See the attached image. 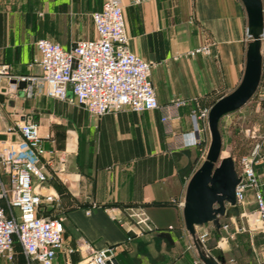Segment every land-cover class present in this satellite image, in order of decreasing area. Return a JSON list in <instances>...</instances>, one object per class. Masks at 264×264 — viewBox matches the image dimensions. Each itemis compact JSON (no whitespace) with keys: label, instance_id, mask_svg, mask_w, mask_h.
<instances>
[{"label":"crops","instance_id":"1","mask_svg":"<svg viewBox=\"0 0 264 264\" xmlns=\"http://www.w3.org/2000/svg\"><path fill=\"white\" fill-rule=\"evenodd\" d=\"M104 1L0 0V63L10 64L15 75L39 73L37 40L47 37L71 49L79 39L95 38L92 13ZM122 3L130 48L152 63L160 105L185 102L174 132L167 131L162 109L98 116L68 100L27 96L24 88L3 80L0 133L14 121L32 118L45 137L44 160L53 168L40 192L59 195L47 209L64 217L58 264H85L84 240L99 249L114 246L118 260L121 255L139 258L128 264H196L182 203L210 135L201 121L203 139L196 140L191 113L210 107L242 80L251 41L247 12L241 0ZM236 112L229 113L232 124ZM230 137L233 147L235 136ZM258 168L264 195V164ZM247 199L252 200L250 193ZM249 212L221 218L220 227L198 228L208 232L206 246L223 264H259L264 256L254 211ZM131 213L147 220L142 234L128 239L127 226L137 227ZM122 217L124 226L118 221ZM16 264H27L23 253L16 254Z\"/></svg>","mask_w":264,"mask_h":264},{"label":"built area","instance_id":"2","mask_svg":"<svg viewBox=\"0 0 264 264\" xmlns=\"http://www.w3.org/2000/svg\"><path fill=\"white\" fill-rule=\"evenodd\" d=\"M92 19L97 33L95 38L79 39L71 49H64L50 38H40L36 42L38 55L34 59L40 72L15 75L11 65L3 62L0 63V82L24 81L27 96L41 94L68 100L98 116L123 109H162L167 131L173 133V123L179 118L178 109L185 102L160 105L151 80L152 63L130 48L122 0H105L100 10L92 13ZM262 49L264 51L263 37ZM209 110L210 107L195 108L191 113L197 141L203 139L199 122L208 128ZM44 141L38 123L32 118L14 121L0 133V256L10 264H16L15 237L27 264H58L57 253L64 246V217L47 209L59 195L40 192V184L46 182L49 167L53 168L50 160H44L47 153ZM262 148L264 153V138ZM257 151L240 158L242 180L236 188V201L237 205L246 207L248 192L254 191L259 206L254 217L258 228L264 232V195L256 170V165L264 162V154L259 158ZM249 213L244 208L241 215ZM139 215L137 227H127L128 239L142 234L141 225L147 219ZM118 221L126 225L121 218ZM240 230L247 229L242 226ZM199 236L206 242L208 232H200ZM80 248L85 264H115L114 246L99 249L84 240ZM195 262L200 264L198 259ZM259 264H264V256Z\"/></svg>","mask_w":264,"mask_h":264},{"label":"water","instance_id":"3","mask_svg":"<svg viewBox=\"0 0 264 264\" xmlns=\"http://www.w3.org/2000/svg\"><path fill=\"white\" fill-rule=\"evenodd\" d=\"M248 17V33L251 41L246 52L242 80L228 94L220 97L211 106L208 114L210 143L204 161L190 178L185 200L182 203L186 229L191 236L197 257L203 264H223L201 240L198 228L220 227L223 217L239 216L236 188L242 177L231 155L222 156L223 137L220 121L223 116L241 109L256 94L263 76L264 33L263 0H241ZM12 84L21 88L26 82L14 79ZM109 254V253H107ZM115 264H120L113 258Z\"/></svg>","mask_w":264,"mask_h":264},{"label":"rangeland","instance_id":"4","mask_svg":"<svg viewBox=\"0 0 264 264\" xmlns=\"http://www.w3.org/2000/svg\"><path fill=\"white\" fill-rule=\"evenodd\" d=\"M263 97H264V80L262 79L260 86L254 97L245 106L237 110L235 114L236 118L234 120L235 124H232L233 123L232 120L230 121V119H232L233 117V114L231 115L227 114L223 116L220 121V130L223 137L222 156L231 155L234 158L236 162L237 171L240 175L242 173V165L240 158L243 155H251L254 151H256V149H258L257 155L259 158L264 154L262 148L263 138H264V98ZM208 132H209V128H208ZM230 135L235 136L234 141L236 142L234 143L233 147L231 146L232 145L231 143L233 142L231 140ZM260 164H264V162H260L259 164L256 165L257 172L259 171L258 167L260 166ZM248 193L251 194L252 200L249 201L246 207L238 205L241 212L244 210V208H246V210H248L249 212V211H256L259 207L254 191L250 190ZM45 207L47 206L45 205ZM129 217L135 221L138 220V214L131 213ZM121 219L125 222V219L123 217ZM259 230H260V239H261L260 245H264V232L261 229ZM204 243L206 245L207 240ZM197 259L200 261V264H202L201 260L199 258ZM120 260H118L120 264H128L131 263L132 261L139 260V258L136 255H133V257L130 258L128 256L121 255ZM0 264H7L6 260L2 256H0Z\"/></svg>","mask_w":264,"mask_h":264},{"label":"trees","instance_id":"5","mask_svg":"<svg viewBox=\"0 0 264 264\" xmlns=\"http://www.w3.org/2000/svg\"><path fill=\"white\" fill-rule=\"evenodd\" d=\"M15 251H16L17 255L22 254L21 245H20L19 240L17 239V237H15Z\"/></svg>","mask_w":264,"mask_h":264}]
</instances>
